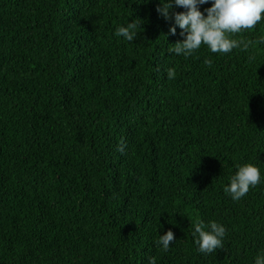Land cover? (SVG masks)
<instances>
[{
  "label": "trees",
  "instance_id": "16d2710c",
  "mask_svg": "<svg viewBox=\"0 0 264 264\" xmlns=\"http://www.w3.org/2000/svg\"><path fill=\"white\" fill-rule=\"evenodd\" d=\"M159 6L0 0V264H253L264 250V19L234 37L247 50L185 57ZM133 19L132 42L114 35ZM243 163L262 183L233 201ZM198 221L225 226L223 248L197 251Z\"/></svg>",
  "mask_w": 264,
  "mask_h": 264
},
{
  "label": "clouds",
  "instance_id": "9594fccd",
  "mask_svg": "<svg viewBox=\"0 0 264 264\" xmlns=\"http://www.w3.org/2000/svg\"><path fill=\"white\" fill-rule=\"evenodd\" d=\"M160 6L157 12L166 20L172 19L173 25L169 27V33L177 34V27L181 30V41L173 44L172 53L185 57L206 46L211 53L228 54L233 49L247 50L250 42L240 38H234L244 30L253 29L264 19V0H159ZM210 4V7L200 10L201 5ZM173 7L182 8L183 11L172 12ZM139 20L133 19L125 25L118 26L114 35L132 42L137 36ZM264 44V39L259 41ZM168 77L174 78L175 70L168 69ZM262 183L260 169L251 163L237 164L234 175L224 191L233 201L243 198L250 188ZM226 228L216 221L205 224L202 221L193 222V242L197 251L203 254H211L217 249L223 248V240L226 236ZM156 243L164 251L169 250L175 241L174 233L168 230L163 235H158ZM149 264H156V258H149ZM253 264H264V250L259 251L253 258Z\"/></svg>",
  "mask_w": 264,
  "mask_h": 264
}]
</instances>
